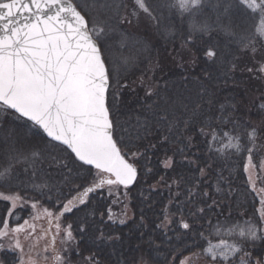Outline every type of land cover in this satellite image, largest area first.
Returning <instances> with one entry per match:
<instances>
[{"label":"trees","instance_id":"1","mask_svg":"<svg viewBox=\"0 0 264 264\" xmlns=\"http://www.w3.org/2000/svg\"><path fill=\"white\" fill-rule=\"evenodd\" d=\"M212 1L208 0L204 12L213 22ZM86 2L92 4L91 0ZM249 17L238 19L244 26ZM250 21H254V16ZM145 34L142 38L150 50L145 64L136 66L143 75L133 73L120 82L111 76L108 92L114 138L119 137L128 145L123 151L142 154L135 160L140 175L127 189L131 196L129 218L124 225L109 221L111 199L107 188L90 194L89 205L83 211L61 217L64 224L71 225L78 243L74 260L96 264H192L207 246L198 232L208 236L209 221L214 225L256 222L259 217L256 191L249 184L248 174L264 151V76L263 71L257 72L261 64L255 60L263 57L260 55H264V50L244 54V47H236L232 51L234 46L227 48L229 42L232 45L231 40L218 30L198 40V48L191 47L187 65L178 67L168 49L179 40L170 42L167 48L165 35L156 28ZM208 47L217 52L216 57L205 55ZM149 66L157 67L158 72L149 75ZM150 76L155 78L157 87L147 91L144 82ZM222 112L241 130L245 125L250 126L249 131L252 127L257 129L251 165L245 154L209 151L204 138L198 135L197 129L209 120L217 123ZM164 116L167 121L162 119ZM7 118L9 122L0 124V160L13 152L27 151L37 143L44 150L40 173L35 177L20 173L13 182L20 185L16 191L24 197V207L25 201L35 200L56 208L88 186L87 172L66 146L42 139L30 122L17 121L10 113ZM169 158L172 166L165 167ZM45 182L47 188L34 187ZM5 208V202H0V229L4 221L14 222L21 216L22 210L7 217ZM25 218L22 215L19 223ZM181 218L189 223L195 220L193 229L180 227L177 221ZM209 239L219 240L215 236ZM246 249L254 257L259 256L264 253V240L249 242ZM3 260L16 264V258L9 253L3 254Z\"/></svg>","mask_w":264,"mask_h":264},{"label":"snow or ice","instance_id":"2","mask_svg":"<svg viewBox=\"0 0 264 264\" xmlns=\"http://www.w3.org/2000/svg\"><path fill=\"white\" fill-rule=\"evenodd\" d=\"M207 6L208 0H162L157 4L133 0L131 15L138 19L143 14L162 35H171L174 28L186 23L185 43H192L194 36L199 39L211 36L219 29L253 52L257 39L264 44V0H217L213 5L215 22L206 16ZM245 15L259 17L260 26L251 35H237L233 31V19ZM130 22L119 10L112 22L90 19L73 0H0V110L10 113L17 121L30 122L42 139L66 146L88 174V186L66 203H60L55 213L43 209L42 214L49 221L83 211L92 193L108 188L111 195L113 186L128 189L140 175L135 160L142 154L134 152L130 157V150H122L128 145L119 137L114 138L108 106L110 77L117 61L127 65L133 59L122 54L128 37L117 31L118 25ZM205 55L214 58L217 52L208 47ZM162 119L167 121V116ZM249 127L245 125L241 130L237 122L227 119L222 112L217 123L209 120L197 133L204 138L209 151L245 154L251 165L258 132L254 127L249 131ZM44 160L39 143L0 160V202L6 204L7 217L16 213L18 205L23 207L24 197L16 191L20 185L13 182L19 179L20 173L37 176ZM172 163L169 158L164 166L171 167ZM203 171L200 169L201 174ZM34 187L43 189L48 185L45 182ZM258 195L264 206V189ZM30 206L40 214L38 201ZM108 211L111 220V210ZM177 222L184 230H192L196 223L183 218ZM56 229H60L58 222ZM80 231H84L83 225ZM34 232L35 225L27 220L10 231L8 222L4 221L0 240L11 234L14 243L9 250L23 254L19 235L31 237ZM198 235L207 242L203 255L208 264H264V253L254 257L246 249L249 242L264 240V209L256 222L244 220L214 225L209 221L208 236L204 232ZM65 236L67 240L74 239L71 225L67 226ZM209 236L218 237V242ZM54 243L53 238V247ZM0 250H4L2 243ZM52 259L55 264H64V257L59 253H54ZM19 264L35 262L31 257L27 260L21 257Z\"/></svg>","mask_w":264,"mask_h":264},{"label":"rangeland","instance_id":"3","mask_svg":"<svg viewBox=\"0 0 264 264\" xmlns=\"http://www.w3.org/2000/svg\"><path fill=\"white\" fill-rule=\"evenodd\" d=\"M73 1H75L80 6L82 11L87 13L89 17H91V19L112 22L113 18L116 15L114 13L117 12V10H119L121 16H126L131 21L130 23H123L118 25L117 31L125 33L128 37L127 45L123 49L122 54L125 56H130L133 59L127 65H124L119 61H117L115 70L112 73V77L116 82L117 81L120 82L122 81L121 80L122 77L126 78L127 76L133 75V73H137L138 77L143 75L141 72L142 70L139 71L136 66L137 64L138 65L145 64V56L147 55V52L150 50L147 41H145L144 39L145 36H147L145 33L149 31V29L150 30L152 28L155 29V26H153V24L143 14H141L138 19L134 18L131 15L133 9V0H127V1L126 0L124 1L123 0L121 1L91 0L92 1L91 5H89V3L86 2L87 0H73ZM149 1L150 3L153 4L159 3L158 0H149ZM102 2L103 3L105 2L106 4H103ZM212 2L213 5H215L217 0H213ZM123 4H125L124 6H126L125 7L126 9L124 7L118 8V6ZM213 17H214L213 22H215L216 19L215 11L213 12ZM251 17H249V21ZM238 18L239 17L233 19V31L237 35H251L255 33L260 26L259 17L254 16V21L249 22L247 20L244 23V26L241 23V20H239ZM186 29H187V24L185 23L182 26L174 28L173 33L171 35H165V40L169 43V45H167V48L171 45L170 42L173 44L175 41L179 40L177 44L174 43V46L171 45V48L168 49L169 53L171 54L170 56L172 60L178 62V67H183L187 65L191 55L190 54L191 47L197 49L199 45L198 40H201L194 36L192 43H185ZM142 36L144 38H142ZM225 37L231 40L232 45L229 42L227 44V46L229 47L227 48H230V46H234L232 47V51L236 47L237 48L243 47L241 44L237 43L233 37L227 35H225ZM202 39H204V37ZM210 41H213V38H210ZM257 49L264 50V44H261L259 42V39H257V41L255 42V50ZM116 52L117 55L121 54L119 49H116ZM247 52L249 54L251 53L249 49H244V54H246ZM260 56L263 57H261L260 59L258 57H255V60L259 61L257 64L258 65L261 64V66L257 69V72L261 73V71H263L264 73V62H260V60L264 58V55H260ZM172 63L167 62L168 65ZM148 68L147 71L149 75H154L159 70L157 67L155 68L152 66L151 67L149 66ZM263 73L261 74L264 76ZM144 83L146 84L145 90L147 91L155 90L157 87L156 80L153 76H150L149 79H146ZM138 84L141 85V81ZM135 89L137 90L138 88ZM7 117H9V113L4 110H0V124L4 122H9V118ZM5 132L6 131H3V134ZM3 141L5 142V139H3ZM129 156L131 157L130 154ZM250 174H248L249 184H251V186L254 188V191H256V197L259 204L258 205V213H259L262 209H264V206H262L260 203L262 197L258 195L261 189H264V151L261 153L258 162L254 165L253 170L250 172ZM106 192L111 199L110 214L112 216V219L111 220L109 219V221L118 225L126 224L129 218L130 203H131V196L128 190L124 189L122 186H113L111 189V195H109L108 188ZM33 202H37V201L35 200H29L27 202L25 201L26 206L25 207L23 206L22 208L20 207V205L17 206L16 212L22 210L20 212L21 216L24 215L26 217L25 219H23L21 223H19L21 221V216L16 218L14 222H11V220L8 221L9 231L12 228H15L18 224H24L25 220H27L30 224L35 225V232L32 234L31 237L26 236L24 233H21L19 235V239L24 247V253L21 254L17 250H9L12 244L14 243V238L10 234L9 236L5 237L3 240H0V243L4 245V250H0V264H7V262L3 260L4 253H9L13 255L16 258V264H19L21 257H23L25 260H27L28 257H31L32 260L35 262V264H55L54 260L52 259L54 253H59L63 255L64 264H96L90 260H82V259L74 260L73 255L76 252V247L78 243L74 235H73L74 237L73 240H67L65 233L67 231L68 225L64 224L61 221V218H59L58 221L56 220L49 221V219H47L42 214L44 208H47L55 213L59 206L56 208H52L50 205L46 204L45 202L38 201V210L40 213L38 215L37 210L31 209L30 205ZM121 220H123L124 223H120ZM57 222L60 224L59 231H57L56 229ZM53 238L55 240L54 247H53ZM45 249H47V251H45ZM45 257H47V259H45ZM192 264H208V261L206 260L205 256L202 254L196 257V259L193 261Z\"/></svg>","mask_w":264,"mask_h":264},{"label":"bare ground","instance_id":"4","mask_svg":"<svg viewBox=\"0 0 264 264\" xmlns=\"http://www.w3.org/2000/svg\"><path fill=\"white\" fill-rule=\"evenodd\" d=\"M114 14H116V12Z\"/></svg>","mask_w":264,"mask_h":264},{"label":"water","instance_id":"5","mask_svg":"<svg viewBox=\"0 0 264 264\" xmlns=\"http://www.w3.org/2000/svg\"><path fill=\"white\" fill-rule=\"evenodd\" d=\"M59 143V142H58Z\"/></svg>","mask_w":264,"mask_h":264}]
</instances>
